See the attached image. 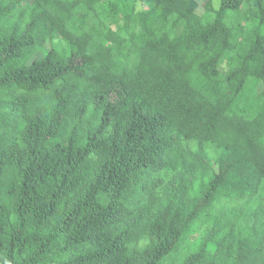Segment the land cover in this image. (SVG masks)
Returning a JSON list of instances; mask_svg holds the SVG:
<instances>
[{
  "label": "trees",
  "instance_id": "trees-1",
  "mask_svg": "<svg viewBox=\"0 0 264 264\" xmlns=\"http://www.w3.org/2000/svg\"><path fill=\"white\" fill-rule=\"evenodd\" d=\"M0 0V264H264V0Z\"/></svg>",
  "mask_w": 264,
  "mask_h": 264
},
{
  "label": "rangeland",
  "instance_id": "rangeland-1",
  "mask_svg": "<svg viewBox=\"0 0 264 264\" xmlns=\"http://www.w3.org/2000/svg\"><path fill=\"white\" fill-rule=\"evenodd\" d=\"M134 7H135V11L136 13H139L143 10V5L141 4V2L139 0H128ZM207 0H199L200 3V7H199V11L202 12L203 11V5L206 3ZM218 2L216 0H214V6L217 7Z\"/></svg>",
  "mask_w": 264,
  "mask_h": 264
}]
</instances>
